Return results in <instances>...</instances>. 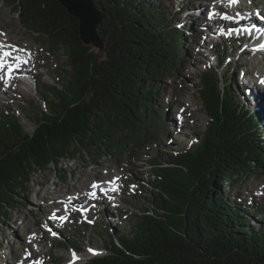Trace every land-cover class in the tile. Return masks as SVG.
I'll return each instance as SVG.
<instances>
[{
	"label": "trees",
	"instance_id": "16d2710c",
	"mask_svg": "<svg viewBox=\"0 0 264 264\" xmlns=\"http://www.w3.org/2000/svg\"><path fill=\"white\" fill-rule=\"evenodd\" d=\"M3 1L29 32L52 51L63 50L67 60L59 82L38 92L43 106L31 101L33 132H26L16 113L0 114V224L25 202L22 194L39 171L67 159L88 165L104 157L137 159L156 143L149 160L152 207L142 208L129 230L123 223H116V235L100 230L106 254L80 264H264L262 204L253 213L260 215L256 228L252 211L228 196L248 173L264 172L258 109L237 100L229 82L234 70H226L223 80L219 76L230 41L215 46L219 66L205 68L200 78L209 118L205 133L180 151L165 150L162 84L184 61L186 34L160 2L93 0L103 14L105 42L96 53L59 0ZM67 240L81 248L75 238Z\"/></svg>",
	"mask_w": 264,
	"mask_h": 264
},
{
	"label": "rangeland",
	"instance_id": "374dc122",
	"mask_svg": "<svg viewBox=\"0 0 264 264\" xmlns=\"http://www.w3.org/2000/svg\"><path fill=\"white\" fill-rule=\"evenodd\" d=\"M157 1L161 3L173 24L180 27L186 34L184 61L177 66L174 72L170 73L172 77L162 84V105L159 107V115L163 117L166 129L161 138L160 147L165 150L180 151L195 139L202 137L209 123L198 87L205 68H211L217 64L216 57L212 53L210 54L217 42L215 40L216 26L222 22L214 19L217 15L224 18L228 17L225 18V24L230 23L228 22L230 20L229 26L234 27L228 30L232 33L229 35L233 38L229 40L230 49L226 54V63L218 67L219 76L223 80V74L226 70H234L233 78L229 82L238 93L237 100L241 104H245L246 107H251V109L257 107L251 103L248 99L249 96L246 95L250 93L255 96V92H249L253 87L252 85H256L262 90V86L257 81L264 77V55L246 52L249 50L246 40L241 41L235 35H241L238 29L240 27L239 22L236 21L241 17L239 16L240 11L239 14L235 11L238 7L246 6L245 8H248V6H252L249 13L252 12L257 17L254 11L259 9L260 12L263 11L264 13V0H238L236 4L231 6L228 0ZM205 5L208 7L205 9L207 18L202 21L199 20L198 16L200 13H204ZM221 5L231 8L230 16L226 11L218 9ZM245 11L242 10L241 14ZM17 16L11 7L0 0V38L3 40V42L0 41V45L4 43V46L12 47L14 52L21 49L26 53L28 49H24L19 44L37 46L38 51L43 55L42 61L46 62V65L37 69L38 72L41 71V75L31 76L32 83L29 82L28 88L25 90L26 94L15 92L8 96L0 93V114L3 112L16 113L26 132H33L37 125L30 111L31 101H34L36 105L43 106V101L38 92L44 88L43 84L53 86L59 82L58 77L66 74L67 59L63 50L52 51L41 38L38 39L36 35L29 32ZM257 18L261 21V16ZM244 29L246 31V28ZM200 32L205 34L200 39V47L204 50L203 55L195 53L199 50V46L194 40ZM242 34L245 36L244 32ZM101 48V46H97L93 49L101 53ZM192 50L194 53L191 52ZM12 56L15 57L13 54ZM193 56L199 58L200 61L196 64H188L187 61ZM10 61L18 62L15 58ZM184 66H187L191 77L182 73L185 70ZM237 69L238 71H236ZM1 73L3 74L4 71ZM13 80L14 77L8 80L2 76V84L7 92L10 88L9 82ZM245 83H247V90L244 87ZM255 91L258 92L257 88ZM187 102L191 104L194 112L183 115V109ZM260 132L264 137L262 127ZM155 147H157L156 143L143 149L137 159L127 158L121 162L110 157H104L101 161L91 162L92 165H88L89 163L87 164V161L82 158L78 160L67 159L61 161L57 168L52 166L51 170H41L33 175L29 189L22 194L25 202L22 205L16 204L15 208L9 211L5 223L0 224V242H2L0 243V264H10V262L17 264L14 263L17 258L25 259L24 263L30 259L31 261L26 264H41L45 260H47V264H80L93 257L105 255L106 246L104 238L100 235V230L110 228L109 231L116 235V223H123L125 230H129L136 215L142 213V208L152 207L150 199H152L156 189L148 184V181L152 179L149 160L156 150ZM64 174H69V176L63 179ZM117 177L119 179H116ZM107 181L113 187H103L102 183L109 185ZM87 183L91 185L94 191L89 197H83L79 188ZM93 184H101V186L93 187ZM47 189L64 194L66 199L74 198L82 204H86L85 206L90 209L84 208V214H79L75 208L70 207L69 200L65 202V199L59 198L57 200L58 205L63 210L58 214H65L69 219L65 224L54 221L52 213L55 210L49 206L47 199L40 198V194L46 193ZM228 196L232 201L242 203L252 211L249 215L252 220L251 224L258 228L260 215L253 213L256 210V203L262 204L264 208V172L248 173L244 181L239 182L235 188L229 191ZM41 236H44V239L39 242L38 238ZM68 237L75 238L81 247L79 249L81 253L75 252V247L67 240ZM88 248L95 250L89 251ZM35 251H38L39 255ZM56 258L59 260L54 262Z\"/></svg>",
	"mask_w": 264,
	"mask_h": 264
},
{
	"label": "bare ground",
	"instance_id": "6f19581e",
	"mask_svg": "<svg viewBox=\"0 0 264 264\" xmlns=\"http://www.w3.org/2000/svg\"><path fill=\"white\" fill-rule=\"evenodd\" d=\"M245 7H243V8L238 7V9L235 11L237 13L240 11V15L239 16H241L240 17L241 20L240 19L239 20H236V21H238L240 23V27H238L239 32L241 34L244 32L245 35H247V34L249 35L250 34L249 37L253 41H256L257 39H262V36L264 37V13H263V11H261L262 14L260 12V15L262 17H261V21H259V18H257L259 16L257 15V17H256L252 12H250L249 15H247L246 17H243L244 15L241 14V11L242 10H245L246 9ZM206 8H208V7L205 5V8L203 9L204 13L202 12L198 16L199 20L205 21V19L207 18L206 17V13H205V9ZM218 9L220 11H226V13H228V16H230L231 13H232L231 12L232 11L231 8H228V7L223 6V5H221ZM214 19L215 20L218 19V20L222 21L219 25L216 26V29H217L216 32H215L216 33V38L221 36V35L218 34V32H222V33L225 32L226 33V32H228V30H230V28L231 29L234 28V27H230L229 26L230 23H231L230 20L228 21L230 23H228L226 25L225 24V18L223 16H221V15L215 16ZM254 24H256V26H254ZM242 27L246 28V31ZM201 33L202 32H200V34H198L196 36L195 40H194V42L196 43V45L199 46V50L197 52H195L197 55H200V54L203 55V51H204L200 47V43H201L200 42V39L203 38L205 34H201ZM0 37H1V35H0ZM244 37H245L244 35L243 36L242 35H239V39H242ZM1 40H2V38H0V41ZM248 40H249V38H248ZM1 42H3V40ZM19 45H21L24 49L26 48L28 50H27V53L24 52V50H21V49L15 51V53H14V54L17 55L16 56V59L17 60H20V63L17 62L18 64L14 67L15 68L14 69L15 70V73L13 74L14 80L11 81V82H9V87L10 88H9V91L8 92H7L6 88L4 87V85L2 84L3 82L0 80V93L6 94L8 96L13 95L15 92H20L22 94H26V91L25 90H26V88H28V85L27 84H24L22 82V80L19 79V77H18L19 74L27 75L26 77H28V78L30 77V75L33 76V75H36L37 74V76H39V75H41V71L38 72L37 69L39 67H41V66L46 65V62L42 61L43 60V55L38 51V47L37 46L34 47V45H29V44L28 45H24V43H23V45L22 44H19ZM0 48L1 49H7L9 51H11L13 49L9 45L4 46V43H2V45H0ZM191 52L194 53V50H192ZM199 61H200L199 58L193 56V58L192 59H189L187 62H188V64H191V63H195L196 64ZM31 63L34 66H31L32 65ZM11 64L13 65V62ZM182 73H184L185 75H188V76L191 77L190 71H188L187 66L185 67V70ZM21 79L26 80L27 78L24 79L23 77H21ZM245 85L247 86V83H245ZM252 86L253 87H252V89L249 90V92H255V96H252V94H250V93L248 95H246V96L247 97L249 96L248 99L251 101V103H253L255 106H257V109H258V112H259V116H260L261 120H263L262 121L263 123L261 122L262 123L261 127H262V130H264V91H262V90H264V88L262 90H260V88H258L256 85H252ZM260 86H262V84H260ZM255 88H257L258 92L255 91ZM193 112L194 111L192 109L191 104L189 102H187L186 107L183 109V113L182 114L183 115H185V113H189V114L191 113L192 114ZM79 190L82 193V196L83 197H89L90 194H91V192L94 191L93 188L91 187V185L89 183H87L83 187L79 188ZM55 192H52L50 189H47V192L46 193L40 194V198L41 199H47L49 201V206L51 208H53V209H59L60 208L59 205H58L59 202L57 201L59 198L65 199V202H67L68 200L69 201L76 200L74 198H71V199H68L67 198L66 199V197H65L64 194H62L60 192L59 193H55ZM66 195H67V193H66ZM38 239H39V242H40V241H42L44 239V236H41ZM0 243H2V242H0ZM35 253L39 255L38 251H35ZM23 260H25V259H23ZM29 260L25 261L24 264H26ZM54 260H55V258H54ZM58 260L59 259L56 258V261H54V262H57ZM46 261L47 260L43 261L41 264H47Z\"/></svg>",
	"mask_w": 264,
	"mask_h": 264
},
{
	"label": "water",
	"instance_id": "95a60500",
	"mask_svg": "<svg viewBox=\"0 0 264 264\" xmlns=\"http://www.w3.org/2000/svg\"><path fill=\"white\" fill-rule=\"evenodd\" d=\"M68 13L77 17L80 26V38L91 49L101 46L104 51L105 42L101 37L100 23L103 14L97 10L93 0H59ZM95 51V50H94ZM96 53H100L95 51Z\"/></svg>",
	"mask_w": 264,
	"mask_h": 264
},
{
	"label": "snow or ice",
	"instance_id": "6c2138e0",
	"mask_svg": "<svg viewBox=\"0 0 264 264\" xmlns=\"http://www.w3.org/2000/svg\"><path fill=\"white\" fill-rule=\"evenodd\" d=\"M237 2H238V0H228V3H229L230 6L236 4ZM225 18H227V17H225ZM11 54H12L11 52H7V51L3 53V55L6 56V57L7 56H11ZM116 179H119V178L117 177ZM93 187H98V185L97 184H93Z\"/></svg>",
	"mask_w": 264,
	"mask_h": 264
}]
</instances>
